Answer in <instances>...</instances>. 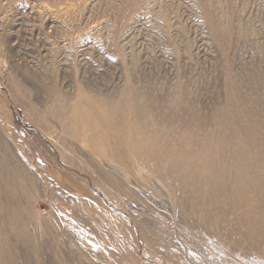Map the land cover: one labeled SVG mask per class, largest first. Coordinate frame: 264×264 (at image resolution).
<instances>
[{
	"label": "rangeland",
	"instance_id": "obj_1",
	"mask_svg": "<svg viewBox=\"0 0 264 264\" xmlns=\"http://www.w3.org/2000/svg\"><path fill=\"white\" fill-rule=\"evenodd\" d=\"M0 264H264V0H0Z\"/></svg>",
	"mask_w": 264,
	"mask_h": 264
},
{
	"label": "bare ground",
	"instance_id": "obj_2",
	"mask_svg": "<svg viewBox=\"0 0 264 264\" xmlns=\"http://www.w3.org/2000/svg\"><path fill=\"white\" fill-rule=\"evenodd\" d=\"M78 107H79V105H78ZM64 113H67V108L64 110ZM104 124L108 125V127L111 126V127H109L110 132L120 133V131L119 130L117 131V129L114 128V126H113V125H115V122L110 124L109 121H107L106 123L104 122ZM143 125H145V124H143ZM144 128L147 131H152L153 130L150 127L148 129V128H146L144 126ZM134 132H135V134L137 133V131H134ZM123 133L124 134H122V132H121L120 135H116V137H117L116 139H113V141H112L113 144H114L113 152L112 153L110 152L111 154H109V155H105L104 158H106V159H104V161L106 160V161H108L110 163H117V162H120L122 160L129 159V156L128 157H124L123 156L124 153L118 152V149L120 147L127 146L128 144H133V146H137V145L140 146L141 145L140 148L138 149V151H140L139 155H142V156H145V157H152V158H154L157 161L158 164H160V165L164 164V166H160L159 169H158V175H159V177L162 180L167 181L168 179L172 178L175 181V177L177 176L178 180L180 182L182 178L186 177V175H187V173H186L187 172V170H186L187 162L185 161L183 155L178 154V153H176L173 150H171L170 152H163V149H162V150H159V151L156 152V151H154V148H153L152 144L148 145V144L142 142L141 141L142 139H138V138L136 139L133 136V130L123 131ZM142 138H143V136H142ZM89 142H87V143H89ZM93 145H94L93 143L86 144V147L90 148V152L91 153L94 150V149L92 150V148H94ZM147 151H149V153ZM153 151H154V154H153ZM171 175H172V177L170 178ZM169 189L173 193L175 192V190L178 191L176 189V187H169ZM179 196H180V199L182 201L184 199V191L181 192Z\"/></svg>",
	"mask_w": 264,
	"mask_h": 264
}]
</instances>
